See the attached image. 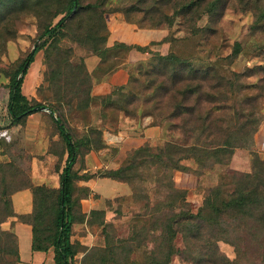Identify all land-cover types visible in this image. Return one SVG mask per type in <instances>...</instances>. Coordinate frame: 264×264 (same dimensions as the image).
<instances>
[{
	"label": "trees",
	"instance_id": "obj_1",
	"mask_svg": "<svg viewBox=\"0 0 264 264\" xmlns=\"http://www.w3.org/2000/svg\"><path fill=\"white\" fill-rule=\"evenodd\" d=\"M111 1L1 2L10 7L0 16V56L6 54V44L14 38L15 19L33 17L38 27L29 51L8 66L0 60V74L8 79L0 86V96L4 90L6 98L8 127L24 125L28 116L42 107L48 110L46 116L56 138L47 152L57 157L54 171L59 185L35 184L14 161H0V264L19 261L12 229L15 219L31 226L33 251H53L54 264H73L78 248L70 239L77 222L101 226L104 246L87 256L91 264H170L174 257L188 264H264V155L259 153L264 152V66L233 70L235 60L245 48L249 51L250 43L226 44L216 27L228 5L250 12L251 51L259 53L264 62V0H121L114 5ZM113 13H120L125 22L139 29H171L178 20L185 36L168 34L144 46L123 42L108 46L106 15ZM204 15L208 21L199 27ZM6 34L12 37L4 39ZM189 36L201 37L197 54L174 51V43ZM64 41L69 44L64 45ZM161 43L170 44L167 54L150 52V46ZM73 46L98 58L91 72ZM225 48L230 49L227 54L211 57L210 53ZM131 50L150 53V57L130 67L126 59ZM40 51L46 88L41 85L37 92L48 91V95L38 100L24 95L22 87L29 65ZM125 67L126 83L104 95L92 94L95 83ZM251 77L256 80L248 82ZM95 105L102 124L111 122L110 116L132 118L141 112L140 118H159V124L175 121L169 129L179 130L186 138L183 144L167 141L155 149L142 144L118 168L99 172L101 178L133 188L132 200L139 204V211L131 215L124 238L112 233V225L105 222V210H91L88 216L80 212L79 199L88 197L91 190L77 182L95 174H79L75 165L90 151L105 147L102 127L88 117ZM70 114L85 126L80 137L66 121ZM258 134L260 145L256 149ZM56 145L58 150H54ZM4 146L0 142L1 155L6 154ZM236 149L248 152L250 171L223 172L216 185L203 189L201 205L192 212L188 192L199 187L203 172L227 165ZM187 160L196 167L186 165ZM27 189L31 191L32 209L17 215L11 196ZM115 211L120 213V208ZM8 221L10 225L4 228ZM219 243L232 246L234 258L227 257Z\"/></svg>",
	"mask_w": 264,
	"mask_h": 264
},
{
	"label": "rangeland",
	"instance_id": "obj_2",
	"mask_svg": "<svg viewBox=\"0 0 264 264\" xmlns=\"http://www.w3.org/2000/svg\"><path fill=\"white\" fill-rule=\"evenodd\" d=\"M3 1L0 0V16L3 13L7 14L10 7L8 3H1ZM120 1L121 0H112L111 4H118ZM252 20L253 18L250 12H241L240 10L235 9V7H232V5H228L224 9L216 24V27L220 30L219 34L224 38L226 44L231 45L234 41H238L242 45H245L246 42H248V44L250 43L249 51L245 48V51L241 52L235 60L234 65H232L233 70L243 71L246 67L259 64L264 66V62H262L260 54L251 51L252 47L251 37L249 36V25ZM207 21L208 18L204 15L199 21L198 26L203 27ZM112 23L114 24L115 22L113 21ZM123 24L126 27H131V25L126 24L124 21ZM13 26L15 27V35H13L14 38H11V40L7 42L6 54L0 56L3 66L10 65L13 61L20 58L22 53L29 51L38 31L37 21L35 18L30 16H19L18 19H15L12 22V27ZM12 31L11 35L13 33ZM168 34L177 38H183V36H185V32L180 31L178 27V20L171 29H137L135 32L125 30L121 36L115 35L114 33L112 38L122 39L123 41L128 42V44H146L151 40L161 41ZM4 36H6L4 39L12 37H8L7 34ZM182 41L174 43V51L184 55L190 53L197 54V51L200 49V36H189ZM68 44V42L64 41V45ZM149 49L151 53L165 55L171 47L169 43H161L159 45L150 46ZM133 51L135 53L132 57H130L131 61L128 65L130 67L134 66L138 62L146 61L150 57V53L142 54L137 50ZM229 51L230 49L228 48H225L222 51L218 49L216 52L210 53V55L215 59L217 55H225ZM14 57L15 59H13ZM143 57H145V59H141ZM206 57L208 56L204 54L203 58L207 59ZM41 64L42 71H40ZM44 68V55L43 52L40 51L36 54L34 61L29 65L24 76L22 89L24 95L28 94L30 87L40 74L43 80ZM255 80L256 77H251L247 81L253 82ZM7 82L8 79L0 74V86L2 84H6ZM41 85L43 90L46 88V84H43L42 81L36 87L35 96L33 98L38 100H41V95H48V91H43L42 93L37 92L38 87ZM5 103L6 98L4 90H2L0 96V142L5 145L4 151L6 154L1 155L0 148V161L3 162L12 160L30 176L31 158L34 156L42 158L41 154L43 153L50 155L47 150L49 147H53L51 142L56 138L54 135V127L50 119L46 116V112H48V110H41L40 112H37L39 117L36 119L37 123L35 122L37 125V132L35 135L32 134L29 136L25 132L28 118L26 119V123L24 125L8 127L9 119L5 109ZM147 109H149V107ZM97 110L98 107L96 105L93 106V110L91 111L93 113H91V115L89 113L88 117L91 123L97 125L98 127H102V138L105 147L98 151H90L75 165V169L78 170L79 174L87 171L95 174V177L85 182H77L78 186L85 185L91 190L88 197L79 199L80 212L81 214L83 213L88 216L91 210H105V222L112 225V230L110 229L112 233L116 237L124 238L129 232V223L132 217L131 215L139 211V204H135L132 200L133 188L127 183L112 180L110 178H101L99 172L118 168L126 160L128 154L142 144H148L151 148L155 149L162 146L167 141H174L183 144L186 138L179 130L173 128L169 129L170 124L175 121H165L162 122V124H159V118L153 120L149 115L140 118L141 112L138 111L139 116L132 118L123 116L122 114H119L116 117L109 115L110 117L108 119L111 122L107 121L106 124H102L101 119L97 115ZM262 112L264 114V104L262 106ZM66 121L68 122V125L71 126L76 137H80V135L83 134L85 126L81 120L75 117L74 114L66 116ZM31 125L35 124L32 123ZM27 137H29V139L31 138L29 142L31 145H28V143L26 144ZM259 138L260 134L256 135V149H259ZM58 148L59 147L56 145L54 150H58ZM261 151H259V153L263 156L264 152ZM23 153L28 156H23ZM56 163L57 157H55L52 169L53 171L55 170ZM185 164L192 168L196 167L192 160H187ZM227 170H235L239 172L250 171V156L248 152L242 149H236L227 165H216L213 169L203 172V174L199 177V187L195 190L189 191L186 196L192 212H196L198 207L201 205L203 189L216 185L219 181L220 175ZM134 186L137 189L139 188V184ZM77 195L82 197V193L80 191L77 192ZM119 198L123 200H117ZM107 203H110V206H107ZM117 208H120V213L118 214L115 211ZM6 223L3 225L4 228L7 226ZM70 240L78 248L77 254L72 260L73 264H91L90 257L87 258V256L95 248L104 246V237L102 235L101 226H98L96 223H93L92 225H89L86 222L74 223L72 226V235ZM219 247L227 257L230 259L234 258L235 253L232 246L225 243H219ZM170 264L188 263L183 262L178 257H174Z\"/></svg>",
	"mask_w": 264,
	"mask_h": 264
},
{
	"label": "crops",
	"instance_id": "obj_3",
	"mask_svg": "<svg viewBox=\"0 0 264 264\" xmlns=\"http://www.w3.org/2000/svg\"><path fill=\"white\" fill-rule=\"evenodd\" d=\"M120 13H113L106 15L107 28L109 31V36L107 39V45L110 46L114 42H123L128 44V42L123 41L119 38H112L113 34L121 36L123 31L135 32L139 29L137 26L133 24H129L125 22L123 16L119 15ZM115 22L114 24L112 22ZM123 21L126 24L131 25V27H126L123 24ZM140 30H154V29H140ZM158 30V29H156ZM159 40H151L146 44H137V43H129L128 45H140L144 46L149 44L150 42H157ZM74 51L77 55L82 56L84 58V62L86 68L89 72H91L98 63V58L94 55H90L85 53L78 46H73ZM134 51L128 54L127 57V65L130 64V57L134 55ZM15 59V57L13 58ZM12 59V60H13ZM145 59V57L141 58ZM42 71V64L41 69ZM128 79L127 68H120L111 75H109L105 80L95 83L92 87L93 95H104L110 92L114 87L122 85L126 83ZM42 77L41 74L36 78L35 82L30 87L28 94L26 95L28 98L35 96V89L41 83ZM23 89V87H22ZM39 117L38 113H34L28 116L27 126L25 128V132L27 135H35L37 132V121L36 119ZM36 122V123H35ZM35 125H31V124ZM31 139V138H30ZM29 137H27L28 145H31ZM38 142V141H37ZM25 144V145H26ZM42 158L33 157L30 162V177L35 184H45L51 187H57L59 185V177L58 174L53 171V164L55 161V157L48 154H41ZM16 199V201H15ZM12 206L15 214L23 215L27 214L32 209V197L30 190H22L14 193L11 196ZM6 227L10 225V221L6 223ZM13 232L17 237L18 243V255L19 261L16 264H54L53 261V251L49 249L46 252H37L32 250V231L31 226L29 224L14 220L12 225Z\"/></svg>",
	"mask_w": 264,
	"mask_h": 264
},
{
	"label": "water",
	"instance_id": "obj_4",
	"mask_svg": "<svg viewBox=\"0 0 264 264\" xmlns=\"http://www.w3.org/2000/svg\"><path fill=\"white\" fill-rule=\"evenodd\" d=\"M41 110H47L46 108H44V107H42V108H40Z\"/></svg>",
	"mask_w": 264,
	"mask_h": 264
}]
</instances>
